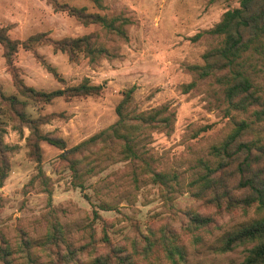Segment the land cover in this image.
Masks as SVG:
<instances>
[{
    "label": "rangeland",
    "instance_id": "1",
    "mask_svg": "<svg viewBox=\"0 0 264 264\" xmlns=\"http://www.w3.org/2000/svg\"><path fill=\"white\" fill-rule=\"evenodd\" d=\"M58 1L127 22L119 33L85 24L51 0H0V28L21 41L11 65L0 43V92L25 103L16 104L20 113H7L0 99L3 141L11 147L8 174L0 180V264H95L98 258L101 264L241 263L255 242L220 248L258 216L256 206L219 208L211 195H197L193 181L206 173L205 164L218 166L211 147L237 122L248 121L264 140V121L233 108L225 84L192 68L223 45V36L209 30L241 0H102L101 8L92 0ZM89 34L109 53L72 56L52 41ZM31 36L36 39L25 43ZM242 65L264 95V54L248 51ZM85 81L103 88L40 101L18 85L50 92ZM133 87L125 111L164 108L172 115L169 125L131 127L135 155L114 131L78 154L67 151L113 125ZM27 118L66 143L62 149L40 141L46 180L38 175ZM76 157L79 175L72 168ZM154 172L166 174L169 186ZM193 213L213 220L201 225L191 220ZM50 231L58 237L51 239Z\"/></svg>",
    "mask_w": 264,
    "mask_h": 264
},
{
    "label": "trees",
    "instance_id": "2",
    "mask_svg": "<svg viewBox=\"0 0 264 264\" xmlns=\"http://www.w3.org/2000/svg\"><path fill=\"white\" fill-rule=\"evenodd\" d=\"M51 1L57 7L73 14L85 24L97 23L108 30L124 33L122 26L123 23L127 22L126 18L120 16L108 18L99 12H89L86 7L72 6L68 3H60L58 0ZM92 1L100 8L103 6L102 0ZM209 32L223 36V45L208 51L204 55V65H193L192 68L202 76L214 75L219 82L225 84L226 98L233 108L246 112L251 111L257 120L264 121V95L242 65L243 57L248 51L264 54V0H241L240 6L227 10L221 21ZM35 39L36 36H31L25 43ZM52 41L58 49L67 51L72 56L75 55L76 51H84L92 57L109 53L105 46H96L94 44L95 38L92 34ZM0 43L3 44L5 56L9 65H11L12 57L21 41L12 39L7 33V28L1 27ZM18 85L23 95L40 101H49L65 94L95 93L103 88L102 85L89 84L87 81L50 92L39 91L21 83ZM191 85L189 84L188 87ZM133 91L134 87L125 91V97L117 106L119 118L113 125L67 149V151L73 152L72 154H78V152L80 153L82 150L87 149L88 144L96 142L100 137L108 135L109 138H112L113 135H110L109 132L114 131L124 142L125 151L135 155L132 133L130 131L131 127H157L170 124L172 115L165 113L166 109L164 108L150 113H130L125 111ZM0 99L2 104L10 107L6 111L2 110L1 112H18L16 104H25L14 95L5 96L1 92ZM22 117L25 119L26 116ZM27 119L34 137L30 141V145L38 161V175L46 180L47 178L41 167L40 141L46 140L62 149H66V143L62 138L42 134L35 124L32 126L35 120ZM2 123L0 120L1 181L5 180L10 168L8 153L11 150L10 146L4 144ZM122 130L125 131L121 132ZM254 130V127L246 120L237 122L232 132L221 143L211 147V154L220 159L218 166L211 167L205 164L206 173L193 181V184H196L197 195L200 197L211 195L210 201L219 208L231 210L236 207L249 208L256 206L258 216L252 219L249 224L231 232L227 236L223 247L220 248L222 251H227L241 244L255 242L256 244L249 249L248 255L239 264H264V140ZM251 133L256 135L255 138H250ZM8 149L10 150L7 151ZM63 155H66V153H63ZM80 161L81 159L78 157L72 160V168L77 175H79L80 171ZM154 175L162 184L169 186L166 174L154 172ZM232 176L236 177V182L230 185L229 178ZM191 220H196L199 224L205 225L209 220L213 219L210 216H201L193 213L191 214ZM54 228L56 232H60L59 224H55ZM56 232H49L51 233V239L54 240L58 237ZM3 250L6 252V249ZM95 264H101V259H96Z\"/></svg>",
    "mask_w": 264,
    "mask_h": 264
}]
</instances>
